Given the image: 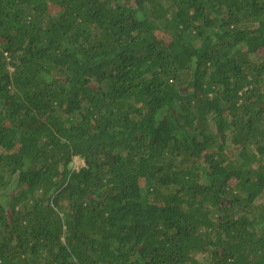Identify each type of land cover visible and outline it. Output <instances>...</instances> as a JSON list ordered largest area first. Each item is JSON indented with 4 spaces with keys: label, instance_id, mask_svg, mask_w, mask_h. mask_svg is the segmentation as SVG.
<instances>
[{
    "label": "trees",
    "instance_id": "obj_1",
    "mask_svg": "<svg viewBox=\"0 0 264 264\" xmlns=\"http://www.w3.org/2000/svg\"><path fill=\"white\" fill-rule=\"evenodd\" d=\"M0 264H264V0H0Z\"/></svg>",
    "mask_w": 264,
    "mask_h": 264
},
{
    "label": "rangeland",
    "instance_id": "obj_2",
    "mask_svg": "<svg viewBox=\"0 0 264 264\" xmlns=\"http://www.w3.org/2000/svg\"><path fill=\"white\" fill-rule=\"evenodd\" d=\"M72 169L73 171H79L84 166V163L82 160L75 158L72 162Z\"/></svg>",
    "mask_w": 264,
    "mask_h": 264
}]
</instances>
